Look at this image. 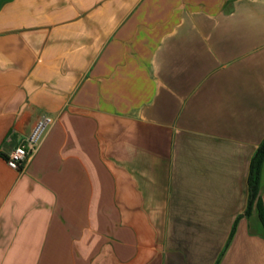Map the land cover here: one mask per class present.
<instances>
[{
  "label": "crops",
  "instance_id": "obj_1",
  "mask_svg": "<svg viewBox=\"0 0 264 264\" xmlns=\"http://www.w3.org/2000/svg\"><path fill=\"white\" fill-rule=\"evenodd\" d=\"M263 139L264 0L0 2V264H264Z\"/></svg>",
  "mask_w": 264,
  "mask_h": 264
},
{
  "label": "built area",
  "instance_id": "obj_2",
  "mask_svg": "<svg viewBox=\"0 0 264 264\" xmlns=\"http://www.w3.org/2000/svg\"><path fill=\"white\" fill-rule=\"evenodd\" d=\"M51 123L52 119L49 116H42L34 122L25 139L6 154L5 162L8 167L19 169L26 158L36 151Z\"/></svg>",
  "mask_w": 264,
  "mask_h": 264
},
{
  "label": "trees",
  "instance_id": "obj_3",
  "mask_svg": "<svg viewBox=\"0 0 264 264\" xmlns=\"http://www.w3.org/2000/svg\"><path fill=\"white\" fill-rule=\"evenodd\" d=\"M263 160H264V139L257 146L255 152L253 153L250 159V170L248 177V185L250 192H249L247 207L244 211V214L248 215L250 213L252 205L255 204L258 211L259 219L261 220L264 226V207L262 206L258 196L260 172H261V166ZM235 226H236V221L232 226L231 232L229 234V238L227 240V244L233 236V233L235 231Z\"/></svg>",
  "mask_w": 264,
  "mask_h": 264
},
{
  "label": "water",
  "instance_id": "obj_4",
  "mask_svg": "<svg viewBox=\"0 0 264 264\" xmlns=\"http://www.w3.org/2000/svg\"><path fill=\"white\" fill-rule=\"evenodd\" d=\"M2 0H0V2H1Z\"/></svg>",
  "mask_w": 264,
  "mask_h": 264
}]
</instances>
